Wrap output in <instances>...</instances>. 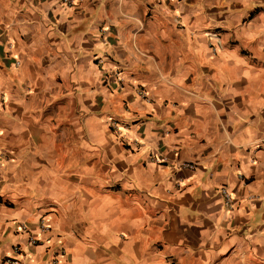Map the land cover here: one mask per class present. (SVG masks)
<instances>
[{
  "label": "crops",
  "instance_id": "crops-1",
  "mask_svg": "<svg viewBox=\"0 0 264 264\" xmlns=\"http://www.w3.org/2000/svg\"><path fill=\"white\" fill-rule=\"evenodd\" d=\"M263 143L264 0H0V264H264Z\"/></svg>",
  "mask_w": 264,
  "mask_h": 264
},
{
  "label": "built area",
  "instance_id": "built-area-1",
  "mask_svg": "<svg viewBox=\"0 0 264 264\" xmlns=\"http://www.w3.org/2000/svg\"><path fill=\"white\" fill-rule=\"evenodd\" d=\"M61 4L63 6H67V7H71L73 6V0H61ZM135 92L137 94V96L140 98V99H143L144 101H149V98H148V94L141 88H135ZM112 126L114 129H116V132L118 134V136L120 138H123V136L120 134L121 132L119 131V128L117 127L116 123H112ZM263 149H264V143H263ZM181 167H191L189 164H180ZM221 193L223 194L224 196V199H225V202L226 204L229 205L231 199H230V196L228 194V192L224 189L221 190ZM41 229L43 230H48L49 227L45 224H41ZM39 242V240L37 238L34 237V235H30L29 237V240H28V243L29 244H32V245H35ZM13 251L14 253H19L20 252V246L19 245H16L14 248H13ZM64 254V251L62 248H59L58 251L56 252V254L54 255V257L52 258V260H50L49 264H58L59 262V258H61ZM7 262H9L10 264H25L23 260L21 259H16V258H8L6 260Z\"/></svg>",
  "mask_w": 264,
  "mask_h": 264
}]
</instances>
